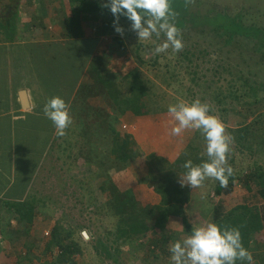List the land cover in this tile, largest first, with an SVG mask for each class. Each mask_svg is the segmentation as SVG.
<instances>
[{
    "label": "rangeland",
    "instance_id": "rangeland-1",
    "mask_svg": "<svg viewBox=\"0 0 264 264\" xmlns=\"http://www.w3.org/2000/svg\"><path fill=\"white\" fill-rule=\"evenodd\" d=\"M41 1H31L39 5H28L29 12L36 14V9L43 3L40 4ZM49 1L54 8L57 6L62 10L55 9L43 18L48 25H51L58 15L61 16L63 11L70 13L69 0ZM2 2V5H5L8 0ZM189 7L191 10L200 7L206 13L221 11L227 15L225 22L236 20L240 14L245 27H257L264 31V0H194L189 2ZM97 22L89 19L84 22L87 32L93 33L96 39L70 44L65 60L70 63L71 70V61L77 68L74 70L80 69L84 63L90 61V49L97 41V56L102 57V63L97 66L101 75L115 79L118 82L117 88L120 85L122 90L127 91L128 83L124 78L131 71H139L155 101L154 105L166 109L145 116L155 117L151 119V123H165L163 138L174 143L175 147L179 145L177 152H180L184 142L188 141L186 136L197 130L185 129L179 135H174L172 128L176 121L168 113V105L179 100L191 102L200 99L211 106L214 114L224 122L226 131L231 135L228 163L239 176H244L252 167L264 166V49L255 47L242 33L230 39L228 34L222 36L209 28L196 30L189 27L180 29L184 46L179 52L169 48L157 57L153 49L156 44L163 42V34L159 38L154 34L150 41L139 42L136 33L131 30V22L126 18L120 17L119 21L125 29L123 35L115 30L104 33L100 29L101 23L98 22V25ZM117 36L124 39L125 47L119 43ZM136 49H142L144 62L139 61ZM68 76L72 80L77 74L69 73ZM250 85L256 88L260 86L258 101L253 95H244L248 93L245 89L250 90ZM102 90L106 92L104 87ZM119 118L120 130L123 133L138 131L141 127L140 122L128 126L123 122V115ZM107 120V117H103L100 128L98 127L101 135L97 139L98 143H95L98 149L96 156H93L88 146L81 149L72 147L65 138L67 133L69 135L66 131L64 138H61L63 141L60 143V154H55L57 157H54L51 165L55 166L54 169H43L44 187H37L39 194L36 197L37 202L35 201V221L28 231L25 225H21L14 237L6 236V251L1 253L3 259L0 264H55L56 247L53 250L47 249V237L58 220H62L66 228L74 230L73 239L82 250L75 255L77 264H170V244L165 252L156 249L154 253L148 249L147 240L144 238L140 237L139 241L131 238L117 239V216L101 209L107 200V192H104L101 186L110 180L120 183L121 187H132L137 199L142 203L157 202L155 197L158 195L153 189L156 184L154 181V186L149 182H141L147 173L151 172L148 164L143 163L139 169L134 168V164L128 165L117 160L114 154L117 151L115 136L110 132ZM113 124L116 128V123ZM197 134L201 136L200 132ZM165 135L168 138H165ZM199 135H196L198 138L191 137V140L195 145L199 144L206 149V141ZM143 136L145 143L137 145L141 152H156L151 145L150 136ZM74 141V144H84V141L81 142L78 138ZM177 181L180 182V177ZM214 184V179H208L201 186L192 188L191 202L208 217L203 220V224L210 222L215 201L222 202L225 209H231L241 203H259L258 198L249 196L245 186L239 182L236 183L234 191L224 197H217L213 190ZM199 218L198 212L193 218L196 225L201 223ZM6 222H9V225L16 224L11 215ZM173 229L180 232L179 239L189 234L181 222L176 223ZM9 232L10 230L5 233ZM261 247L263 249H259ZM259 250L264 251V240L257 239L253 242V254L260 252Z\"/></svg>",
    "mask_w": 264,
    "mask_h": 264
},
{
    "label": "trees",
    "instance_id": "trees-1",
    "mask_svg": "<svg viewBox=\"0 0 264 264\" xmlns=\"http://www.w3.org/2000/svg\"><path fill=\"white\" fill-rule=\"evenodd\" d=\"M2 1L0 0V5H2ZM190 1L194 0H171L172 7L176 12L174 22L179 29L192 27L196 30H204V28H209L222 36L228 34L230 39L242 33L252 41L255 47L260 46V48L264 49L263 29L245 27L241 21L240 14L237 15L236 20H227L225 22V19H227L225 13H221V11H209L206 13L200 7H196V10H191L189 7ZM20 2L21 0H10L11 7H17ZM69 2L71 8L68 15L69 31L67 34L69 37L84 36L83 25L88 19L94 23L100 22V29L104 33L114 30V25L111 21H114L115 17L109 8L104 6L107 0H69ZM14 18L16 19V17ZM121 18L125 19L123 16ZM7 19L9 20V17ZM14 22L11 19L5 25V29L10 33L7 35L10 37H12L11 33L13 34L14 32ZM1 23L0 21V28L4 26ZM117 40L125 47V41L122 37L117 36ZM141 50H137L136 53L139 61L144 62ZM159 54H156V56L159 57ZM101 60L102 57L95 55L91 72L95 73L96 82L106 89L112 104L117 109L118 116H112L108 120V127L115 136V145L117 147V151L114 154L120 162L136 165L134 168L138 167L140 169L144 165L143 163L148 164V169L150 168L149 171L151 172H148L147 175L145 174L146 176L141 182H149L152 185L154 181V184H156L155 186L152 185L154 186L153 189L160 196L157 202L142 203L137 199L132 187H121L120 183L110 180L107 184L101 186V189L107 192V200L101 206V209L110 211L117 216L115 231L117 239L131 238L139 241L141 237L147 240L148 249L151 252L155 253L156 249L165 252L169 244L179 239L180 232L173 229L176 223H183L186 230L190 233L192 226L196 225L193 222V218L198 212L202 224L205 223L203 220L208 218L202 210H199L198 206L191 202L189 189L182 187L177 181L179 176L185 172L183 164L186 160L191 159L193 163L198 164L208 159V157L205 154V149L199 144L195 145L191 140V137L198 138L196 137V135H199L197 134L199 133L198 130L186 136L188 141L184 142L180 152L178 150L179 153L176 151V158H170L162 153L158 154L157 150L148 154L141 152L133 135L129 132L123 133L120 130L119 124L121 120L119 117L128 111L137 115H145L166 109L157 108L154 105L155 101L152 95L150 96L146 81L140 77L139 71H137L138 73L136 71L127 73L124 79L128 83V90L124 91L120 85L117 88L118 82L115 79L101 75L97 67L102 63ZM262 61H264V56H262ZM249 89H245L248 93L244 95H253L258 101L260 98V86L256 88L250 85ZM113 122L116 123V128H114ZM165 136L168 138L167 135ZM200 137L203 136L201 135ZM88 143L85 144L84 142L80 146H87ZM238 182L245 186L249 196L257 197L259 203H241L231 209H225V205L222 202L215 201L210 222L238 227L242 234L244 246L253 254V242L257 239L264 240V166L252 167L242 177L234 170V175L229 178L227 187L222 186L219 181L215 180L213 190L217 197H224L234 191ZM23 189L24 191L21 194L23 200L17 203H6L7 208L5 211L7 214H12L11 216L15 217L20 226L25 225L28 231L37 214L35 211L37 198L30 196L29 192L27 194L24 193L27 186L23 187ZM30 197L32 198L30 199ZM62 223V220H58L52 227L50 236L47 237V249L53 250L56 247L57 257L54 258L55 264H77L75 255L81 253L82 250L78 242L73 239L74 230H71L70 227L66 228ZM259 249H263V247ZM259 251L253 254L254 264H264V251ZM237 264H241V262L238 261ZM243 264H247V262L245 261Z\"/></svg>",
    "mask_w": 264,
    "mask_h": 264
},
{
    "label": "crops",
    "instance_id": "crops-1",
    "mask_svg": "<svg viewBox=\"0 0 264 264\" xmlns=\"http://www.w3.org/2000/svg\"><path fill=\"white\" fill-rule=\"evenodd\" d=\"M31 1L33 2L21 0L17 7H11L10 0L2 6L3 8L0 5V21L4 25L0 28V261L3 259L1 253L6 251V236L14 237V233L21 227L15 217L13 221H16L17 225H9L6 222L12 214L6 213L5 204L22 201L21 194L25 186V194L29 192L30 196L37 197L38 188L44 187L43 169H54L55 166L51 165L54 157H57L55 154L58 155L57 152L60 154L61 151L60 143L64 136L56 134L52 121L43 114L47 100L59 95L69 102L72 125L66 129L69 135L67 133L65 138L72 147L78 149L86 146L74 144V140L78 138L85 144L87 140L88 149L93 156L98 154L95 143H98L97 139L101 135L98 131L103 117L109 120L112 116H118L116 107L108 94L102 90V86L96 82L95 73L91 72L93 58L97 55L99 47L98 42L95 41V46L90 49V61L84 63L80 69L74 70L77 68L71 61V70L70 63L65 60L71 43L97 37L87 32L85 25L84 36L69 37L67 10L48 25L44 20L48 13L62 8H54L49 0H42L40 8L36 9L37 13L32 14L28 5L37 6L39 3L34 4ZM7 17L15 21L12 37L7 35L10 33L5 29L9 21ZM69 73H75L77 76L70 80ZM22 90L27 91V108L22 104ZM154 118L130 111L123 114V122L128 126L140 122V132H129L138 143L143 145V134L149 135L154 150L176 158V148L179 145L175 147L174 143L163 138L165 123H151ZM178 184L181 185L180 182ZM183 187L189 189L191 199L192 188ZM155 198L159 201L160 196Z\"/></svg>",
    "mask_w": 264,
    "mask_h": 264
},
{
    "label": "clouds",
    "instance_id": "clouds-1",
    "mask_svg": "<svg viewBox=\"0 0 264 264\" xmlns=\"http://www.w3.org/2000/svg\"><path fill=\"white\" fill-rule=\"evenodd\" d=\"M104 6L115 17L114 30L121 35L125 32L119 23L121 16L131 22V30L139 42L150 41L154 34L157 38L163 34L165 39L156 44L155 54L169 48L179 52L183 48L171 0H107ZM168 113L176 121L172 128L174 135L193 129L198 130L206 141L208 159L198 164L186 160L183 164L185 172L180 175L181 186L196 188L206 180L214 179L227 187L234 169L228 163L232 137L224 122L208 103L200 99L169 104ZM43 114L52 121L56 134L64 136L72 123L69 102L62 96H53L44 104ZM169 252L170 264H237L238 261L254 264L253 254L244 246L240 229L216 222L193 225L188 235L170 244Z\"/></svg>",
    "mask_w": 264,
    "mask_h": 264
},
{
    "label": "water",
    "instance_id": "water-1",
    "mask_svg": "<svg viewBox=\"0 0 264 264\" xmlns=\"http://www.w3.org/2000/svg\"><path fill=\"white\" fill-rule=\"evenodd\" d=\"M21 100H22V104L24 108H27L29 105L27 104V91L26 90H22L21 92Z\"/></svg>",
    "mask_w": 264,
    "mask_h": 264
},
{
    "label": "flooded vegetation",
    "instance_id": "flooded-vegetation-1",
    "mask_svg": "<svg viewBox=\"0 0 264 264\" xmlns=\"http://www.w3.org/2000/svg\"><path fill=\"white\" fill-rule=\"evenodd\" d=\"M3 5H1V7H2ZM3 8V7H2ZM2 15V14H1Z\"/></svg>",
    "mask_w": 264,
    "mask_h": 264
}]
</instances>
